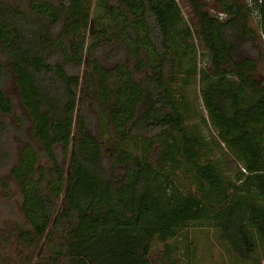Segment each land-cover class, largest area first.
<instances>
[{
    "label": "trees",
    "instance_id": "trees-1",
    "mask_svg": "<svg viewBox=\"0 0 264 264\" xmlns=\"http://www.w3.org/2000/svg\"><path fill=\"white\" fill-rule=\"evenodd\" d=\"M185 1L196 23L178 0H0L9 59L0 60V84L14 78L43 149L28 143L10 167L31 227L18 239L35 247L58 236L52 264H156L155 254L161 264H193L194 227L216 230L238 263L264 250V0H214L216 14L204 0ZM244 41L256 58L238 59ZM201 47L209 68L199 69ZM198 79L207 117L188 93ZM13 111L0 90V113ZM194 119L241 164L235 178ZM10 138L0 122V171ZM41 155L49 172L38 168Z\"/></svg>",
    "mask_w": 264,
    "mask_h": 264
},
{
    "label": "rangeland",
    "instance_id": "rangeland-1",
    "mask_svg": "<svg viewBox=\"0 0 264 264\" xmlns=\"http://www.w3.org/2000/svg\"><path fill=\"white\" fill-rule=\"evenodd\" d=\"M9 3H12L17 6H22L24 2L28 1H44V2H55L57 0H2ZM184 18L189 20L191 23L197 22V17L193 14L192 9L188 5L185 0H178ZM205 4L209 6L212 10L215 8L216 3L214 0H204ZM212 14H216L214 10L211 11ZM255 27L259 31L258 20L256 19L252 23V27ZM260 36V35H259ZM245 42V41H244ZM264 39L260 37L259 44H263ZM249 41L245 42V46L243 50L238 53V59L244 58H256L258 54L249 51L246 46H248ZM203 54L202 60H199V69L209 68L210 60L208 58V53L206 50L200 48ZM0 60L8 66L9 59L6 56L0 53ZM108 64L107 66H109ZM111 67V66H110ZM258 76H264V59L259 62V71ZM203 85L202 83L198 82L196 85H193L189 88L188 93L190 98L193 101L196 109L200 114H203L207 117V112L204 109L203 101L201 97V89ZM0 90H2L8 97H10L13 101L14 111L13 114L10 116H4L0 113V122H5L11 127V138L5 144V150L7 154L11 157L10 162L5 164L3 170L0 171V256L3 260V264H52L51 260L53 258L52 253V246L53 243L59 244L60 241L58 236L54 237L52 240H44L43 242L39 243L38 246L35 247H28L20 243L18 236H19V229H30L27 222L26 215L23 211V199L20 194V190L18 188L17 182L14 180L10 173V167L14 166L20 155L22 150L28 143H32L35 148L42 152L43 149L38 142H34L30 138L29 129L30 123L28 120V116L21 104L19 99V89L14 81V78H9L3 81V84H0ZM26 121L25 128L23 133H20V126L19 121ZM193 124L198 125L200 133L208 140L210 145H212L214 151V156L216 159L219 160L220 163L228 162L232 168L229 171L225 164L224 169L227 172V175L231 178H235L238 168H241V164H232L230 161L234 160L233 154L229 151V149L220 141L218 138V133L215 129L211 126L207 127L203 125L197 119L193 120ZM218 144H221V148L218 149ZM218 150H217V149ZM60 152V151H59ZM110 158L108 155H104V165L109 172V163ZM60 161L63 165L65 171L68 170L69 166V156L67 158L60 153ZM39 169H45L48 172L51 169V162L50 160L41 155L38 162ZM110 174V173H109ZM117 176L122 175V170L119 169L117 171ZM192 189V188H191ZM189 186L185 187V190H191ZM189 241L192 244L191 250L194 254L193 257V264H243L238 259L232 258L230 253L227 251L226 244L219 240V234L216 230L213 229H203V228H191L189 230ZM180 248H183L182 245ZM155 252L163 251L161 245H157L154 248ZM159 255L155 254L152 258L153 263L161 264L158 262ZM256 260L253 263L249 264H264V250L262 245H259V249L256 253ZM60 264H68L67 260H62L59 262ZM55 263V264H59Z\"/></svg>",
    "mask_w": 264,
    "mask_h": 264
},
{
    "label": "built area",
    "instance_id": "built-area-1",
    "mask_svg": "<svg viewBox=\"0 0 264 264\" xmlns=\"http://www.w3.org/2000/svg\"><path fill=\"white\" fill-rule=\"evenodd\" d=\"M247 1H248V3H249L250 5H253L255 1H259V2H261L260 0H247Z\"/></svg>",
    "mask_w": 264,
    "mask_h": 264
}]
</instances>
